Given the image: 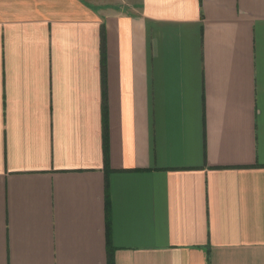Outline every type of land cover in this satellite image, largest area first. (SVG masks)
<instances>
[{
    "label": "crops",
    "instance_id": "obj_1",
    "mask_svg": "<svg viewBox=\"0 0 264 264\" xmlns=\"http://www.w3.org/2000/svg\"><path fill=\"white\" fill-rule=\"evenodd\" d=\"M0 264H264V0H0Z\"/></svg>",
    "mask_w": 264,
    "mask_h": 264
},
{
    "label": "trees",
    "instance_id": "obj_2",
    "mask_svg": "<svg viewBox=\"0 0 264 264\" xmlns=\"http://www.w3.org/2000/svg\"><path fill=\"white\" fill-rule=\"evenodd\" d=\"M101 55H102V51H101ZM102 59V58H101ZM104 64V61L102 59L101 61V65ZM104 122V121H103ZM103 147H104V157H105V161H106V124L103 123Z\"/></svg>",
    "mask_w": 264,
    "mask_h": 264
},
{
    "label": "rangeland",
    "instance_id": "obj_3",
    "mask_svg": "<svg viewBox=\"0 0 264 264\" xmlns=\"http://www.w3.org/2000/svg\"><path fill=\"white\" fill-rule=\"evenodd\" d=\"M115 1L117 2L118 0H115ZM95 2H96V3H100L101 0H95Z\"/></svg>",
    "mask_w": 264,
    "mask_h": 264
}]
</instances>
